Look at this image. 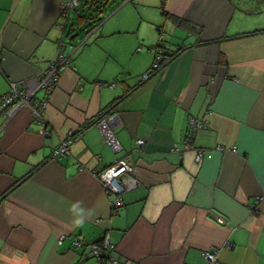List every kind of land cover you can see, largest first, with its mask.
I'll use <instances>...</instances> for the list:
<instances>
[{
    "label": "crops",
    "instance_id": "crops-1",
    "mask_svg": "<svg viewBox=\"0 0 264 264\" xmlns=\"http://www.w3.org/2000/svg\"><path fill=\"white\" fill-rule=\"evenodd\" d=\"M64 1L0 0V94L69 57L41 122L0 114V264H107L89 253L106 231L118 264H264V0H80L63 18ZM111 111L116 153L96 124ZM122 156L137 184L111 213L97 172Z\"/></svg>",
    "mask_w": 264,
    "mask_h": 264
},
{
    "label": "built area",
    "instance_id": "built-area-1",
    "mask_svg": "<svg viewBox=\"0 0 264 264\" xmlns=\"http://www.w3.org/2000/svg\"><path fill=\"white\" fill-rule=\"evenodd\" d=\"M79 2L80 0L64 1L62 3L61 17L66 18L71 11L76 10L79 7ZM160 40L161 37L159 38V41ZM162 48V44L158 42L155 47V56L151 63L152 71L157 70L160 66L163 57ZM68 62L69 57L63 52V48L60 45L53 58L48 61L45 69L37 76L28 81L25 80L19 83L14 81L10 82L9 89L5 93L0 94V114L5 113L6 119H8L22 106L27 105L30 107L31 113L34 115L35 119L41 122L49 94L54 89L60 76V68ZM148 75L149 73L145 72L142 74V78H146ZM37 90H42L43 94L40 98L36 99L34 98V92ZM96 124L103 136L105 144L114 153L119 152L122 147L115 133V126L118 124L117 115L114 114L113 111L105 113L97 119ZM205 124V119H195L191 117L188 120L184 147L185 149L194 150V159L196 162H199L205 156L209 157L211 155L210 150L191 145L193 133L197 129L204 127ZM72 137V133L68 132L53 149L52 155L59 158L67 154ZM135 143L141 146L144 144V139L136 138ZM216 148L221 149L219 146ZM131 172V163L125 156L118 158L114 163L97 172L99 181L112 194V198L109 202L111 213H115L122 205V193L125 190L133 188L137 184L136 180L130 176ZM219 220L222 221L221 218H219ZM74 244L79 245L80 242L75 240ZM114 248L115 246L110 241L109 233L106 231L100 242H93L90 244L89 253L91 256L104 263L118 264L117 259L111 255ZM203 256L206 259V264H213L216 262V254L214 251H203Z\"/></svg>",
    "mask_w": 264,
    "mask_h": 264
},
{
    "label": "trees",
    "instance_id": "trees-1",
    "mask_svg": "<svg viewBox=\"0 0 264 264\" xmlns=\"http://www.w3.org/2000/svg\"><path fill=\"white\" fill-rule=\"evenodd\" d=\"M259 32H264V28H261V29H255V30H253V31H250L249 33H259ZM180 50V49H179ZM177 52V51H176ZM163 54H164V52H163ZM164 56V55H163ZM164 60V57H162V60H161V62H160V65H161V63H162V61ZM160 67V66H159ZM155 71V70H154Z\"/></svg>",
    "mask_w": 264,
    "mask_h": 264
}]
</instances>
